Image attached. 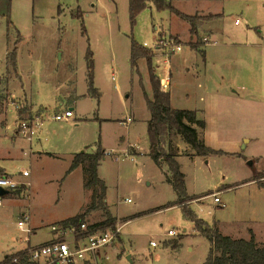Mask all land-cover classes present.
<instances>
[{"label": "rangeland", "instance_id": "rangeland-1", "mask_svg": "<svg viewBox=\"0 0 264 264\" xmlns=\"http://www.w3.org/2000/svg\"><path fill=\"white\" fill-rule=\"evenodd\" d=\"M169 1L199 18L195 34L186 20L151 1L133 21L128 0H12L8 19L0 17V174L4 170L17 183L33 179L30 197L21 186L0 196V260L48 240L51 223L82 211L91 192L80 169L64 177L65 170L72 153L100 146L105 156L97 174L115 218L108 228L120 230L104 264L205 261L209 241L175 203L167 164L148 154L149 73L142 56L131 65L132 42L150 49L155 74L168 77L171 106L195 110L205 121L206 145L219 151L193 157L173 138L180 143L176 160L186 193L200 196L188 207L224 235L246 238L252 231L256 243H264V0ZM160 37L181 49L156 48ZM88 50L96 93L88 85ZM68 108L69 120L52 118ZM36 115L41 123L29 142L16 122ZM37 150L57 158L35 163ZM50 169L55 177H48ZM23 170L35 177L24 178ZM23 211L29 227H38L29 242L17 226ZM84 219L96 223L104 213L96 209Z\"/></svg>", "mask_w": 264, "mask_h": 264}, {"label": "trees", "instance_id": "trees-1", "mask_svg": "<svg viewBox=\"0 0 264 264\" xmlns=\"http://www.w3.org/2000/svg\"><path fill=\"white\" fill-rule=\"evenodd\" d=\"M12 0H0V17L8 19ZM151 1L158 9H169L179 18L189 23L191 34H195L198 27V19L195 15H189L177 10L169 0H128L129 16L131 21L136 14L143 9L147 2ZM210 18L215 15L209 16ZM14 52L10 55L14 61ZM145 58L149 73L151 95L144 93L145 104L149 112L146 122L147 136L149 141L148 154L152 160L160 165L165 162L168 166L169 175L166 180L171 184L177 199L175 201L181 207L183 216L193 222L194 229L205 236L210 243L209 251L203 264H264V243L257 244L252 232L248 238H234L222 234L215 225H209L199 218L188 207V203L200 196H190L186 193L184 174L179 169L176 160L178 155L177 143L174 137H179L192 151L191 155L206 156L209 153L219 152L206 145L200 134L205 127V121L198 118L196 111L191 109L174 108L170 104V95L160 84V78L155 74L152 67L153 53L139 44L131 43L130 62L135 65L136 58ZM86 66L90 91L96 93L92 86L93 59L90 50L86 55ZM105 156V150L98 146L96 151L88 153L77 152L73 155L67 173L77 166H81L83 173V187L90 190L89 203L81 212L74 216L58 221L63 224H71L76 227L85 222L84 217L93 210L100 209L104 213V219L88 224V231L105 230L115 224V218L111 216L105 205V184L97 174V167ZM10 193V190H7ZM14 192V191H13ZM115 228V227H113ZM176 244V243H175ZM27 248L5 254L0 264H39L29 258Z\"/></svg>", "mask_w": 264, "mask_h": 264}, {"label": "built area", "instance_id": "built-area-1", "mask_svg": "<svg viewBox=\"0 0 264 264\" xmlns=\"http://www.w3.org/2000/svg\"><path fill=\"white\" fill-rule=\"evenodd\" d=\"M240 20L235 19L238 24ZM206 40V38H204ZM175 46V47H174ZM180 44H177L171 38L160 37L156 41V48H168L169 51H179ZM168 77L160 78V84L163 89L168 86ZM73 116L72 109L57 111L52 118L57 121H67ZM131 117L126 118L130 122ZM41 123V116L36 115L32 118H19L16 122V131L23 135L29 142L37 135ZM23 176L28 175L27 170L21 172ZM0 187L10 191H16L20 186L8 174H0ZM213 201L220 203L216 193H213ZM130 199H127L129 201ZM22 219L18 220V228L26 233L23 241H29L31 228L29 227V215L26 212L21 214ZM28 225V227H26ZM75 229L71 224L53 222L49 226L50 238L47 241L33 246H26L30 260L39 264H104L109 255L107 249L111 247L118 238L120 232L118 227L107 228L105 230L88 231V224L81 222ZM169 235H174L175 230L169 229ZM156 246L155 242L150 243Z\"/></svg>", "mask_w": 264, "mask_h": 264}, {"label": "crops", "instance_id": "crops-1", "mask_svg": "<svg viewBox=\"0 0 264 264\" xmlns=\"http://www.w3.org/2000/svg\"><path fill=\"white\" fill-rule=\"evenodd\" d=\"M211 13V12H210ZM213 14H215V13H213ZM210 21V20H209ZM173 33H176V32H173ZM206 38V37H205ZM208 39V42H205V44L204 45H206V44H208V43H210V36L208 35V37L206 38V40ZM211 42H215V40L214 41H211ZM159 78H161V77H159ZM164 90H166V89H164ZM168 91V90H167ZM169 92V91H168ZM68 109H72V108H68ZM59 111V110H58ZM149 118V117H148ZM198 118H200V117H198ZM202 119V118H201ZM204 120V119H203ZM146 122H147V120H146ZM204 130H205V127L203 128V129H201L200 130V134H201V136H202V138L204 139V142H205V137H204ZM182 141V140H181ZM206 143V142H205ZM179 144L180 143H177V147H178V155H177V157L180 155V147H179ZM186 145V144H185ZM185 148H187V149H189V147L186 145V147ZM75 153V152H74ZM74 153H72V155H71V158H70V161H69V165H70V162H71V159H72V157H73V155H74ZM192 153V151L189 153V154H191ZM33 156L35 157L34 158V160H33V162H35V163H37V162H39V161H42V160H44V158L45 157H47V158H57V155L55 154V152H50L49 150H37L35 153H33ZM191 156H195V155H191ZM176 157V158H177ZM68 168H69V166H68ZM68 168L65 170L66 171V174L64 175V177H66L68 174H70L72 171H74V170H77V169H80L81 171H82V168H81V166H77V167H75L73 170H71L70 172H68L67 173V170H68ZM2 170V169H1ZM38 170H39V172L40 173H42L43 172V174H44V170H43V168H41V167H39L38 168ZM3 171V173L4 174H7L4 170H2ZM52 170L50 169V170H48V171H45V172H48V177H55L54 176V174H53V172H51ZM23 176V175H22ZM30 176V172H28V175H26V176H23L24 178L25 177H29ZM56 176H57V174H56ZM30 177H35V175H33V176H30ZM168 182V181H167ZM19 186H21L22 187V191H24V193L26 192L27 194H25V196H28V197H30L31 196V186H32V184H33V179H28V180H26V179H24L23 181H20L19 183ZM32 198V197H31ZM82 207V206H81ZM81 209V208H80ZM80 211V210H79ZM24 212V211H23ZM22 212V213H23ZM21 213V214H22ZM29 215V214H28ZM72 216H74V214L72 215ZM68 217H71V216H68ZM68 217H65V218H68ZM65 218H63V219H65ZM63 219H59V220H56L55 222H58V221H60V220H63ZM29 221H30V217H29ZM30 226V225H29ZM31 228V230L33 231V233L32 234H34L35 233V231H36V229L38 228V227H35V226H31L30 227ZM252 232V231H251ZM253 233V232H252ZM31 234V233H30ZM29 234V235H30ZM253 235H254V233H253ZM250 235L248 234V236L246 237V238H248ZM232 237V236H231ZM254 237H255V235H254ZM234 238H244V237H234ZM29 241H30V239H29ZM28 241V242H29ZM47 241V240H46Z\"/></svg>", "mask_w": 264, "mask_h": 264}, {"label": "water", "instance_id": "water-1", "mask_svg": "<svg viewBox=\"0 0 264 264\" xmlns=\"http://www.w3.org/2000/svg\"><path fill=\"white\" fill-rule=\"evenodd\" d=\"M249 164H251V161L248 162ZM8 191L6 189H3L2 187H0V196L7 194ZM130 256L128 255L127 258H129Z\"/></svg>", "mask_w": 264, "mask_h": 264}]
</instances>
